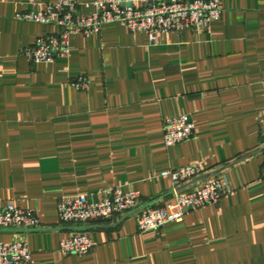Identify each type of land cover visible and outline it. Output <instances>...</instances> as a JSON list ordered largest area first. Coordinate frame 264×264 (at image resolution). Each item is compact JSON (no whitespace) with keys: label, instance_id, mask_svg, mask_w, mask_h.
I'll use <instances>...</instances> for the list:
<instances>
[{"label":"crops","instance_id":"crops-1","mask_svg":"<svg viewBox=\"0 0 264 264\" xmlns=\"http://www.w3.org/2000/svg\"><path fill=\"white\" fill-rule=\"evenodd\" d=\"M55 2L0 0V209L39 221L0 230V243L26 245L31 264H264V0H220L208 32L154 42L107 24L72 35L67 58L36 64L23 52L58 29L15 16ZM181 115L194 132L166 147L163 121ZM191 165L205 173L179 190L219 176L230 192L180 224L142 234L132 214L59 221L60 198L112 188L139 193V209L162 206L172 183L161 174ZM79 230L95 247L63 256L60 243Z\"/></svg>","mask_w":264,"mask_h":264},{"label":"built area","instance_id":"built-area-1","mask_svg":"<svg viewBox=\"0 0 264 264\" xmlns=\"http://www.w3.org/2000/svg\"><path fill=\"white\" fill-rule=\"evenodd\" d=\"M221 16L220 0H95L84 4L78 0H57L43 11L19 13L15 19L58 29L57 33L41 35L23 52L36 64H50L69 56L72 35L98 34L107 24L121 23L129 31L144 33L150 42H154L157 37L170 33L208 32L211 24L219 21ZM76 87L86 89L87 83L79 80ZM193 132L194 126L186 115L163 121L166 147L180 144ZM204 173L200 165L163 172L161 177H168L172 183V201L162 206L139 209V193L112 188L99 197L85 194L60 198L58 218L63 224L83 226L132 214L139 233L158 231L168 224L182 223L188 213L215 205L230 192L219 176L207 177L191 189L179 190L181 185L199 179ZM37 228L39 221L34 211L22 210L14 204L0 209V230L34 231ZM94 247L88 233L79 230L60 243L59 252L63 256L86 255ZM0 264H31V253L22 243H0Z\"/></svg>","mask_w":264,"mask_h":264}]
</instances>
